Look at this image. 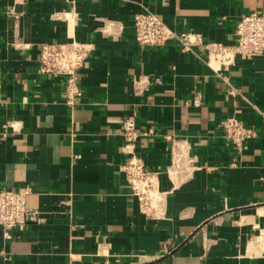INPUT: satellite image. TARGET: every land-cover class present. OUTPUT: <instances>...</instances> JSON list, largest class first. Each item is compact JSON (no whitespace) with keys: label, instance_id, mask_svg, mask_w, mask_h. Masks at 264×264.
Here are the masks:
<instances>
[{"label":"crops","instance_id":"0c3cea01","mask_svg":"<svg viewBox=\"0 0 264 264\" xmlns=\"http://www.w3.org/2000/svg\"><path fill=\"white\" fill-rule=\"evenodd\" d=\"M69 10L70 25L54 16ZM144 10L230 44L264 0H0V188L30 187L38 211L11 238L0 227V264H264V54L237 59L230 95L196 54L137 42ZM68 39L92 47L72 105L38 71L40 44ZM229 114L256 130L239 155L218 126ZM128 115L154 128L137 143L158 170L153 215L120 168Z\"/></svg>","mask_w":264,"mask_h":264},{"label":"built area","instance_id":"2783aa9c","mask_svg":"<svg viewBox=\"0 0 264 264\" xmlns=\"http://www.w3.org/2000/svg\"><path fill=\"white\" fill-rule=\"evenodd\" d=\"M54 16L70 25L75 13L71 10L62 11L55 12ZM132 25L135 39L141 44L160 47L172 42L181 50L196 54L209 76L227 84V93L230 95L238 93L231 84L228 73L237 59L264 54V13L258 11L241 15L234 28L235 42L230 44L205 39L195 31H176L149 10L135 13ZM91 48V44L75 39L44 41L38 47V71L64 80L65 102L69 105L75 103L79 93L75 74L85 63ZM139 89L138 87L136 91ZM218 126L223 138L238 155L246 147L247 141L256 136L255 128L244 123L235 114L225 115ZM152 134L154 128H139L133 115L126 116L120 125V150L123 154L120 168L124 172L131 195L137 199L139 208L145 215H153L158 206V170L144 162L137 152V143ZM29 190L30 187L0 188V227L4 238H11L13 230H22L28 219L37 217L38 211L26 205Z\"/></svg>","mask_w":264,"mask_h":264}]
</instances>
